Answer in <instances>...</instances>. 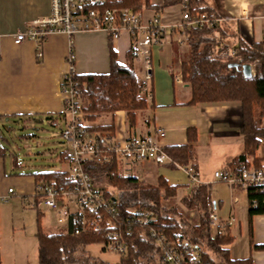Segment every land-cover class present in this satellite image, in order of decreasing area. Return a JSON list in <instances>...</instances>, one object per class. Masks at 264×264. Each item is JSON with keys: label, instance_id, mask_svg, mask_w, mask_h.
Masks as SVG:
<instances>
[{"label": "trees", "instance_id": "obj_1", "mask_svg": "<svg viewBox=\"0 0 264 264\" xmlns=\"http://www.w3.org/2000/svg\"><path fill=\"white\" fill-rule=\"evenodd\" d=\"M187 5L190 16L198 18L204 15L207 23L186 28L189 60L181 66L182 82L192 88V98L188 105L215 103H239L243 118V152L223 168V172L238 177L242 171L251 167L259 169L264 163L257 157L264 143V42L247 43L241 40L235 30L220 18L213 0H109L100 10H126L135 13L153 10L157 13L166 8ZM95 8V9H97ZM94 9V7H93ZM110 72L100 75H78L74 77L80 83L84 131L100 134L102 137L115 138L114 124L103 125L97 122L103 115L116 112L127 113L129 126L137 124V114L154 108L153 89L151 98L144 93V84L135 73L137 57L130 48L122 65L114 41L110 39ZM234 51V54L232 53ZM251 65L255 75L247 79L242 71L243 65ZM60 115H47V121H56ZM35 115L23 118L30 122ZM21 119V117H19ZM7 131L12 128L7 127ZM187 143L164 148L169 160L187 170L189 167L198 172L197 143L199 132L195 127H188ZM9 154L8 147L0 140V159ZM59 162L68 164L69 155L65 150L59 153ZM13 165H18L14 157ZM115 161L107 163L88 162L85 170L98 179L110 205L116 213L107 216L99 231H87L75 234L81 222L71 224L66 232L46 233L42 228V213L37 216L38 264H114L103 262L96 257L80 256L86 247L93 244L106 246L118 241L127 247L126 254H121L116 264H172L165 260L163 246L185 251L194 246L199 252L196 264H254L252 258L232 259L227 248L234 241L230 229L224 227L213 235L210 223L213 216V187L208 183L192 184L187 197L181 199L186 211L199 216L198 223H191L179 214L177 208H167L164 201L176 198L180 185H171L161 176L156 185L140 180L136 176H122ZM36 185L42 182L56 184L58 187L69 184L65 170L33 173ZM238 189H241L237 187ZM242 190V189H241ZM118 192L116 196L114 192ZM249 200V226L256 215L264 214V187L250 186L247 189ZM38 201L37 196L33 197ZM151 212L155 219L148 223L141 222L143 212ZM108 219L116 224H109ZM161 235L165 240L161 242ZM105 248V247H104ZM259 251L263 246H255ZM105 251L108 248L104 249ZM214 255V256H213ZM214 258H213V257ZM217 259V260H216Z\"/></svg>", "mask_w": 264, "mask_h": 264}, {"label": "crops", "instance_id": "obj_2", "mask_svg": "<svg viewBox=\"0 0 264 264\" xmlns=\"http://www.w3.org/2000/svg\"><path fill=\"white\" fill-rule=\"evenodd\" d=\"M161 1L152 0L153 3ZM213 5L220 18L228 22V27L234 29L241 40L251 44L264 42V0H213ZM51 10V0H0V125L32 115L36 117L31 121L47 123V115L62 114L63 75L68 71L66 60L72 50L78 75L110 72V39L100 31L79 33L72 38L55 33L40 44L33 41L20 45L15 43L16 34L27 31L36 20L49 17ZM180 13L179 5L166 8L159 14L165 25L170 26L180 22ZM154 14L153 10L143 11L146 18ZM166 31L164 46L153 50V79L147 85L153 89L155 107L138 113L134 127L129 126L125 112L108 115L103 125L114 124L115 138L119 141H124L130 135H145L161 127L167 132L161 140L163 147L185 145L187 128L195 127L200 132L197 143L199 181L213 185L215 173L223 171L244 150L242 107L234 102L188 105L192 88L182 82L181 73L182 64L189 60L187 37L179 31ZM114 47L118 61L126 65V56L131 47L130 36L127 34L114 41ZM139 72L143 75L142 62L138 66L135 63V73L143 83V76H139ZM205 134L209 138L207 146L201 144ZM163 168L175 170L178 166L169 162L159 166L146 161L135 166L132 175L152 185H156L161 176L171 185H179L169 181ZM11 185L25 199H32L35 195L36 179L33 176L8 178L5 158H2L0 200L8 198V190L13 189ZM212 201L215 210L220 209L215 215L219 221L213 230L214 235L227 227L234 238L227 247L230 257L234 260L252 258L254 264H264V250L254 248L264 245V214L256 215L250 228L247 192L229 186L228 195L219 196V199L212 196ZM191 213L199 220L195 212ZM44 216L42 214V220ZM44 227L42 223L45 231Z\"/></svg>", "mask_w": 264, "mask_h": 264}, {"label": "built area", "instance_id": "obj_3", "mask_svg": "<svg viewBox=\"0 0 264 264\" xmlns=\"http://www.w3.org/2000/svg\"><path fill=\"white\" fill-rule=\"evenodd\" d=\"M109 0H51V14L49 17L36 20L27 31L15 35V43L20 45L27 41L40 44L55 33L66 34L69 38L84 32H103L112 41L121 39L124 35L130 36V48L134 50L137 60L142 62L144 93L151 98V88L147 87L152 82V53L156 47L164 46L168 31H179L187 37L186 28L202 26L207 23L204 15L194 18L189 15L186 3L180 5V22L170 26L165 25L163 17L157 12L146 18L143 12L135 13L126 10H100L97 7L105 5ZM94 7V9H93ZM97 8V9H95ZM186 39V42H187ZM182 43V40H179ZM234 54V51L232 52ZM75 55L73 50L67 57L68 71L63 75L62 82L64 110L56 121L50 124L60 130L65 149L69 155V184L58 187L56 184L42 182L36 185L35 195L38 201H33L32 207H48L56 216L59 227L66 232L72 222H81L74 233L80 234L87 231H99L105 218L116 213V208L110 205L105 191L98 179L85 170L88 162L107 163L115 161L118 173L122 176L129 175L128 169L146 161L157 165H164L169 160L161 145V140L167 132L159 127L151 133L130 135L124 141L116 138L102 137L100 134L85 132L86 122L83 119L81 105V87L75 79ZM62 123V124H61ZM192 184L200 183L199 173L189 167L185 170ZM215 181L227 183L231 187H239L247 192L248 187H264V165L259 169L251 167L234 177L223 171H218L214 176ZM8 194H14L13 189ZM141 222L148 223L154 220V215L147 211L141 215ZM218 217L213 215L210 223L211 230L216 229ZM109 224H116L108 219ZM161 242L165 236L161 235ZM105 248H110L119 254H126L127 247L118 241L109 242ZM162 253L165 260L172 264H196L199 252L194 246H188L185 251L178 248L163 246Z\"/></svg>", "mask_w": 264, "mask_h": 264}, {"label": "rangeland", "instance_id": "obj_4", "mask_svg": "<svg viewBox=\"0 0 264 264\" xmlns=\"http://www.w3.org/2000/svg\"><path fill=\"white\" fill-rule=\"evenodd\" d=\"M135 63L138 66L141 64V61L139 63L136 61ZM252 70L254 71L253 67ZM138 71H140V68ZM138 75L143 76L140 72ZM107 116H101V119L97 123H105ZM7 127L12 128V130L8 132ZM0 140L9 149V154L5 158L6 176L8 178L13 179L18 176L31 177L33 173L69 170V164L59 162V153L66 149L63 138L60 135V130L54 128L50 124V121L47 123L39 121L25 122L17 119L11 121L9 124L2 123L0 125ZM207 143H209V138L205 134L201 144L207 146ZM257 156L264 157V143L260 147ZM14 157L18 161L19 166L17 167L13 165ZM168 162L172 163L171 161ZM134 167L128 169L129 175H132L135 171ZM163 169L166 171L165 174H167L171 183L180 185L176 198L163 202L165 207H175L179 214L188 218L192 224L198 223V218L193 216L191 212L186 211L181 202V199L187 197L193 188L188 173L179 166L175 170L170 168ZM10 187L13 188L16 194H8L7 199L0 200L1 264H38L39 250L37 237L35 236L37 232L38 212L40 211L45 215V219L42 220V217L41 221L44 223V229L47 234L62 233L64 228L58 226L57 221H55V214L48 207L46 208L42 205L38 211L32 207L33 198L25 199L14 186L11 185ZM212 187L214 199L215 197L219 199V196H226L229 193V185L227 183L215 181ZM114 194L117 196L118 192L115 191ZM219 211L214 210L213 214L217 215ZM214 232L213 235L215 234ZM104 247L101 244H93L86 247L85 252H80L79 255L83 257L85 255L89 257L93 256L103 262L119 263L121 254L112 251L110 248L105 251ZM80 262L78 261V264H83Z\"/></svg>", "mask_w": 264, "mask_h": 264}, {"label": "water", "instance_id": "obj_5", "mask_svg": "<svg viewBox=\"0 0 264 264\" xmlns=\"http://www.w3.org/2000/svg\"><path fill=\"white\" fill-rule=\"evenodd\" d=\"M242 71L247 79H250L255 75L251 65H243Z\"/></svg>", "mask_w": 264, "mask_h": 264}]
</instances>
